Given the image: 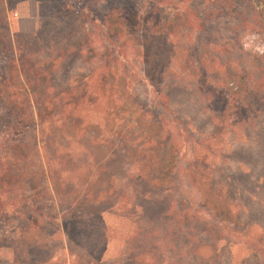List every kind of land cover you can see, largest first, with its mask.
<instances>
[{"label":"rangeland","instance_id":"obj_1","mask_svg":"<svg viewBox=\"0 0 264 264\" xmlns=\"http://www.w3.org/2000/svg\"><path fill=\"white\" fill-rule=\"evenodd\" d=\"M12 2L14 13L8 21L13 32L41 30L47 36L70 26L56 0ZM161 3L185 8L180 0ZM192 7L200 8V1ZM236 24L212 26L213 35L203 34L199 44L194 41L199 33L195 22L191 32L179 30L169 36L157 29L156 22L143 24L135 18L122 29L126 56L134 66V92L149 104L164 102L169 89L171 112L190 120L192 137H185L178 130L181 125L176 122L178 128L166 113L159 115L163 121L159 130L155 116L143 114L122 95L117 79L102 103L98 101L87 117L81 115L75 128L64 118L59 127L47 123L41 131L59 158L73 155L69 178L78 188L96 170L104 182L110 178L119 184L145 176L150 167L169 169L163 142L168 137L178 144L179 168L166 176L170 196H175V206L184 196L195 207L188 211L174 207L169 214L172 231L179 225L185 233L171 247L175 264L197 261L188 253L190 244L202 264H264V107L256 99L257 91L254 94L259 66L253 60L260 44ZM232 27L237 41L226 47L219 39L231 38ZM154 113L159 114V107ZM16 165L26 167L22 162ZM192 218L202 226L195 224L194 231H188ZM12 227L0 229V264H69L59 228L44 226V231L23 234V223ZM20 250L29 258L15 257ZM122 252L120 243L111 246L105 262L118 260Z\"/></svg>","mask_w":264,"mask_h":264},{"label":"trees","instance_id":"obj_2","mask_svg":"<svg viewBox=\"0 0 264 264\" xmlns=\"http://www.w3.org/2000/svg\"><path fill=\"white\" fill-rule=\"evenodd\" d=\"M12 1L0 0V229L22 223L23 234L44 231V226L59 228L71 264H175L171 247L185 233L179 225L172 231L169 214L174 207L179 211L195 207L184 196L175 206V196H170L166 176L179 168L178 144L164 139L169 169L150 167L145 176L119 184L110 178L104 182L96 170L78 188L69 178L73 155L68 152L59 158L41 131L47 123L59 127L64 118L75 128L78 118L102 103L117 79L122 95L129 96L143 114L155 116L159 130L163 127L159 115L166 113L172 123L181 125L180 130L176 123L185 137L193 136L190 120L175 118L171 112L169 89L164 102L150 105L134 92V66L121 39L123 27L134 18L143 24L156 22L167 36L179 30L191 32L195 22L198 44L203 34L213 35L212 26L237 22L241 31L259 39L260 52L253 58L259 66L254 94L257 91L256 99L264 107V0H198V9L192 7L195 0H180L183 9L161 0H56L62 19L71 23L67 30L47 36L41 30L11 31ZM236 27L228 30L231 38L219 39L224 46L237 41ZM158 107L159 114L154 115ZM179 181L175 179V184ZM192 221L188 231H194L195 224L201 228V222ZM117 243L122 254L105 262V252ZM191 245L188 253L197 260L194 264H202ZM22 252L14 256L29 258Z\"/></svg>","mask_w":264,"mask_h":264}]
</instances>
